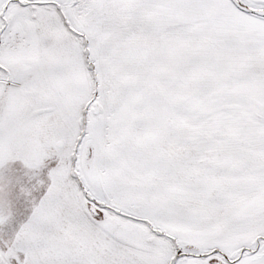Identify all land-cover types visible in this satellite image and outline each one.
<instances>
[{
  "label": "snow or ice",
  "instance_id": "6c2138e0",
  "mask_svg": "<svg viewBox=\"0 0 264 264\" xmlns=\"http://www.w3.org/2000/svg\"><path fill=\"white\" fill-rule=\"evenodd\" d=\"M0 264H264V0H0Z\"/></svg>",
  "mask_w": 264,
  "mask_h": 264
}]
</instances>
